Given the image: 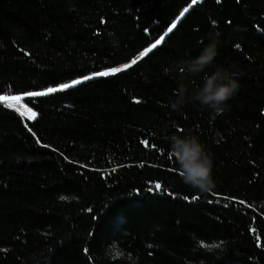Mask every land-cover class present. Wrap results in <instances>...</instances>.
I'll use <instances>...</instances> for the list:
<instances>
[{
	"label": "trees",
	"instance_id": "trees-1",
	"mask_svg": "<svg viewBox=\"0 0 264 264\" xmlns=\"http://www.w3.org/2000/svg\"><path fill=\"white\" fill-rule=\"evenodd\" d=\"M189 7L134 66L30 95L131 63ZM216 32L205 71L238 92L173 111ZM17 96L37 117L0 103V264H264V0H0V97ZM173 134L206 146L213 190L182 182Z\"/></svg>",
	"mask_w": 264,
	"mask_h": 264
},
{
	"label": "clouds",
	"instance_id": "clouds-1",
	"mask_svg": "<svg viewBox=\"0 0 264 264\" xmlns=\"http://www.w3.org/2000/svg\"><path fill=\"white\" fill-rule=\"evenodd\" d=\"M219 35L218 32L209 33L210 42L201 53L193 59L182 62L179 69L181 74L204 73L203 83L193 91L189 98L186 95L188 89L181 82L175 93L176 98L169 101L168 106L173 111H179L191 99L212 114H219L225 110L227 102L238 92L240 85L235 72L221 68H216L211 74L205 71L213 66L218 54ZM34 119L27 118L26 120L33 121ZM168 141L170 153L179 166L178 171L182 182L189 188L202 193L213 190L216 186L213 178V158L199 137L194 134H173L168 137Z\"/></svg>",
	"mask_w": 264,
	"mask_h": 264
},
{
	"label": "snow or ice",
	"instance_id": "snow-or-ice-1",
	"mask_svg": "<svg viewBox=\"0 0 264 264\" xmlns=\"http://www.w3.org/2000/svg\"><path fill=\"white\" fill-rule=\"evenodd\" d=\"M196 2H197V0H191V3H192V4H195ZM184 11L187 12L188 9L185 8ZM175 27H176V24L173 23V24L167 29V32H169V33L172 32V30H173ZM162 39H163V37H161V40H162ZM158 43H160V40H158L155 44H152L151 48L147 49V50H146L145 52H143L141 55H142V56H146L149 52L152 51V49H154V48L157 46ZM136 62H137L136 60H133V61H132V64H135ZM125 67H126V68H127V67H131V65H125ZM119 71H121V69L117 68V69H113L112 72H100V73H97L96 75H98V76H108V75H111V74H113V73H115V72H119ZM90 78H91V77H85V79H90ZM79 83H81L80 80L73 81V84H79ZM73 84H65V85H63V88L72 87ZM57 90H62V89L50 88V89H48V92L30 93V95H33V96L47 95L48 93H50V92H55V91H57ZM7 99H12V100H15V101H19V100H20V97H18V96H17V97H11V98H9V97H0V100H7ZM9 107H13V105L10 104ZM16 110H17L18 112H20V114H21L22 116L27 115L30 119H34V118L36 117V113H35V112H32L31 110L20 111L19 108H17ZM145 143H146V142H145ZM155 187H156L157 189H160V188H161V185H160V184H156Z\"/></svg>",
	"mask_w": 264,
	"mask_h": 264
},
{
	"label": "water",
	"instance_id": "water-1",
	"mask_svg": "<svg viewBox=\"0 0 264 264\" xmlns=\"http://www.w3.org/2000/svg\"><path fill=\"white\" fill-rule=\"evenodd\" d=\"M200 1H202V0H197V2H196L195 4L199 3ZM195 4H192V5H195ZM191 7H192V6H191ZM191 7L187 8L188 11H187V12L184 11L183 14L179 17V19L175 22L176 26H177V24L183 19V17L189 12V10L191 9ZM168 34H169V32H166V33H165V35L163 36V39H162V40L160 39V43H158L157 46H159V45L163 42V40L166 38V36H167ZM157 46H156V47H157ZM156 47H155V48H156ZM155 48H154V49H155ZM154 49H152V50H154ZM149 53H150V52H149ZM149 53H148V54H149ZM144 57H145V56H142V55H140L139 57H137V58L135 59V60L137 61L136 63H138V62H139L142 58H144ZM136 63H135V64H136ZM135 64H132V62H131V63L127 64V65H131V67H132V66H134ZM118 68L121 69V71H123V70H126V69L130 68V67H127V68H126L125 65H124V66H121V67H118ZM115 69H117V68H115ZM109 72H112V70L109 71ZM119 72H120V71H119ZM116 73H118V72H115V73H113V74H116ZM113 74H111V75H113ZM108 76H109V75H108ZM98 77H104V76H98V75H97V76H93V77H91L90 79L98 78ZM87 80H89V79H83V80H80V81H81V83H82V82H85V81H87ZM71 84H73V83H71ZM79 84H80V83H79ZM75 85H77V84H73V86H75ZM73 86H72V87H73ZM68 88H70V87H68ZM58 89H66V88H63V87H62V88H58ZM57 91H58V90H57Z\"/></svg>",
	"mask_w": 264,
	"mask_h": 264
},
{
	"label": "rangeland",
	"instance_id": "rangeland-1",
	"mask_svg": "<svg viewBox=\"0 0 264 264\" xmlns=\"http://www.w3.org/2000/svg\"><path fill=\"white\" fill-rule=\"evenodd\" d=\"M0 103L1 104H4V105H13V107H11V108H14L15 110L17 109V108H19L20 109V111H25V110H30V109H28L26 106H24V104L22 103V98H20V100L19 101H15V100H12V99H7V100H0ZM17 111V110H16ZM18 113H20V112H18ZM21 115V114H20ZM22 116V115H21ZM23 118H25V119H27V118H29L27 115H25V116H23Z\"/></svg>",
	"mask_w": 264,
	"mask_h": 264
}]
</instances>
